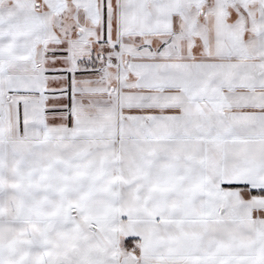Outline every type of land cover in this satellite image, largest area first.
I'll use <instances>...</instances> for the list:
<instances>
[{
    "label": "snow or ice",
    "instance_id": "snow-or-ice-1",
    "mask_svg": "<svg viewBox=\"0 0 264 264\" xmlns=\"http://www.w3.org/2000/svg\"><path fill=\"white\" fill-rule=\"evenodd\" d=\"M0 264H264V0H0Z\"/></svg>",
    "mask_w": 264,
    "mask_h": 264
}]
</instances>
